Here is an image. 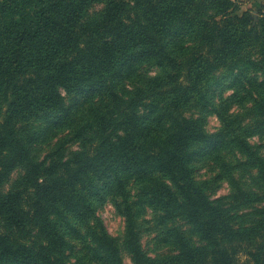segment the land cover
I'll return each mask as SVG.
<instances>
[{
	"label": "trees",
	"instance_id": "1",
	"mask_svg": "<svg viewBox=\"0 0 264 264\" xmlns=\"http://www.w3.org/2000/svg\"><path fill=\"white\" fill-rule=\"evenodd\" d=\"M134 1L136 8L140 10H145L143 9L145 6H141L146 1L149 2L151 16L149 22L145 23L144 31L137 33L132 39L131 47L136 48L138 52L131 55L134 62L132 65L129 63L125 73L135 72L144 59H153L160 64L173 62V55L167 42L171 36L179 38L183 35L199 34V37L210 44L211 52L219 34L207 28L206 22L200 20L204 15L202 0H192L193 3L184 0ZM235 1L239 0H220V4L233 7V11L224 19L228 27L223 28L214 20L216 29L222 31L227 46L217 50L213 61L205 68L208 73L229 61L236 63L241 57L245 58L243 53L246 45L250 47L254 44L257 45L258 57L254 60L247 59L248 63L264 71V3L262 12L254 17L245 12L235 13L237 10ZM99 3L105 4L104 13L117 14L119 7L124 5V0H0V60H4V66H0V73L9 77L11 76L9 73L18 76L23 64L29 66L32 64L35 67V70H26L22 73L23 77L28 78L22 81L19 91L22 100L27 101L25 112L45 113L52 106L55 108L60 105L57 90L59 85H65L69 89L74 85L85 86L89 91H99L111 97L110 108L106 105L94 110L93 120L87 125L88 129L93 128L99 120L112 117L114 120V115L122 111V107L129 109L128 104L131 101L135 102L145 93L139 89L136 96L126 100L113 90L122 77L123 70L119 67L110 69L109 62L116 60L122 50L110 53L104 60L93 61L90 68L85 64H80L85 67L84 70L75 68L74 59L84 51L76 24L88 15L93 5ZM170 21L174 23L171 28L167 24ZM240 26L243 29H240ZM201 29L206 32H200ZM31 47L36 48L38 52L32 53ZM33 74L35 76H32ZM28 75L31 77H27ZM93 78L99 81L95 82ZM31 79L34 83L30 82ZM14 80L16 83V78ZM22 84L25 86L23 93ZM147 84L154 85L155 82L151 79ZM197 84L193 90L198 89ZM253 101L255 116L252 124L264 127V95ZM166 108L165 106L162 109L160 106L159 110H156L161 118L166 116ZM15 112L14 110L13 114ZM156 116H152L151 119L162 120L158 116L154 118ZM153 123L139 127L141 135L138 136L134 132L133 140L129 135L124 137L118 135L117 140L109 138L96 148H86V143L89 142L87 132L85 129L78 130L76 135L84 141L85 150L77 153L74 159L57 161L50 168L42 162L31 160L29 147L25 143L28 139L20 135L9 119L2 123L0 140L3 149L17 154L23 163L31 164L29 175L32 171L35 183L39 182L40 177L48 176L49 171L59 169L62 171L68 169L72 180L68 189L61 193L60 199L48 197L43 204L38 203L29 210L22 204L21 212L11 207L21 192L3 194L1 179L8 173L7 170L5 174L0 175V264H68L65 262V247L70 242L57 221L72 225L70 215H78L84 219L91 216L94 205L86 192V187L92 180L93 171L98 172L107 168L123 170V174L116 178L115 186L122 191L127 221L124 244L132 255L134 264H264L262 251L264 244H259V250L254 255L244 258L238 251H233L234 248L243 245V240L256 231L246 234L245 230H238L220 206L214 204L203 193L202 187L192 175V169L189 167V146L206 136L202 127L193 119L176 117L173 122L175 130L163 135L159 132L152 133L153 128L155 129ZM128 132L131 133L129 128ZM236 142L239 144L240 153L246 156L247 162L256 170L257 178L264 186V158L252 152L242 136H237ZM226 143H218L209 156H215ZM1 155L3 156V152ZM82 156H87L86 164L70 170V165L75 168ZM0 165L7 167L2 158ZM156 171L168 176L177 186L178 192L157 179L154 175ZM126 173L137 175L134 183L152 177L150 184H145L144 197L160 211L158 220L165 229L164 241L173 247L171 253L153 258L145 251L134 219V203L129 200V192L125 189ZM47 179L54 181L56 177L51 175ZM27 191L28 187L22 190V193ZM29 194L30 192L26 193L27 196ZM247 196L246 188L236 187L230 201L238 203ZM174 211H178L189 221L205 245L202 247L194 245L185 232L175 225L177 213ZM1 212L4 213L3 217ZM255 212L258 213V210ZM262 213L264 215V208ZM9 215L16 217L14 227L2 221ZM30 225L33 229L29 228ZM96 225L93 223L90 233L96 246V255L100 259L99 264H126L117 239L102 224ZM21 228L31 233L33 240L26 242L22 239L19 233Z\"/></svg>",
	"mask_w": 264,
	"mask_h": 264
},
{
	"label": "rangeland",
	"instance_id": "2",
	"mask_svg": "<svg viewBox=\"0 0 264 264\" xmlns=\"http://www.w3.org/2000/svg\"><path fill=\"white\" fill-rule=\"evenodd\" d=\"M184 1L193 3L192 0ZM202 1L204 15L200 20L206 22L207 28L219 34L211 52L210 44L199 37V34L198 36L196 33L183 35L179 38L171 36L167 42L173 55V62L160 64L153 59H144L133 73H125L129 63L132 65L134 62L131 60V55L138 52L136 48L131 47L132 39L137 33L143 32L145 23L149 22L150 3L147 1L143 3L141 7L145 6L143 8L145 10H140L136 8L134 0H124V5L119 7L117 14L104 13V3L93 5L88 15L76 24L84 51L74 59L75 68L84 70L85 67L80 64L88 65L87 68H90L93 61L104 60L110 56V53L122 50L116 60L109 62L110 69L119 67L123 70V75L113 90L126 100L136 96L139 89L144 90L145 93L135 102L131 101L128 104L129 109L122 107V111L114 115V120L113 117L105 118L99 120L93 128L87 129V125L93 120L96 108L106 105L111 107L109 103L111 97L99 91H89L85 86L74 85L69 89L65 85H59L57 90L60 95V105L55 108L52 106L45 113H27L24 111L27 101L22 100V94L19 93L22 81L28 79L23 77L22 73L26 70H35V67L32 64L30 66L23 64L18 76L9 73L11 75L9 77L0 73V137L2 123L9 119L20 135L28 139L25 143L29 147L31 160L42 162L50 168L57 161L74 159L77 153L85 150L84 141L76 135L78 130L85 129L87 132L89 142L86 143V148H96L98 144L104 140L108 141L109 138L117 140L118 135L123 137L129 135L133 140L134 132L138 136L141 135L138 131L139 127L153 122L155 127L152 130L153 134L159 132L168 135L175 130L174 118L193 119L206 133L204 138L189 146V167L192 169L195 181L202 187L203 193L214 204L220 206L238 230L243 229L246 234L256 231L243 240V245L233 249L244 258L254 255L259 250V244H264L262 213L264 186L257 178L256 170L247 162L246 156L240 153L236 137L242 136L252 152L264 158V127L252 124L255 116L253 100L264 95V71L248 63L247 59L254 60L258 57L257 45L254 44L250 47L246 45L243 53L245 58L241 57L236 63L229 61L209 73L206 72L205 68L213 61L217 50L227 46L222 31L216 29V22H219L223 28L228 27L224 19L228 18L227 15L233 11V7L220 4V0ZM263 3L264 0L235 1L237 7L235 13L245 12L257 17L262 12ZM167 24L170 28L174 26L171 21ZM251 28L252 26L249 29ZM240 29L243 27L240 26ZM200 32L206 31L201 29ZM31 50L32 53L38 52L34 47H31ZM0 66H4V60H0ZM151 79L155 82L154 85L147 84ZM92 80L99 81L96 78ZM30 82L34 83L32 79ZM195 84L198 85V89L193 90ZM24 89L25 86L22 84V93ZM160 106L162 109L167 107L166 116L162 118L156 112ZM14 110L15 114H13ZM156 114L162 120H152L151 117ZM128 128L131 133L128 132ZM221 142L227 143L215 156H209L211 150ZM91 154L90 151L89 155ZM1 158L7 167L0 165V175L5 174V170L8 172L1 179V191L3 194L21 192L18 200L11 206L21 212L22 204L29 210L38 203L43 204L48 197L60 199L61 193L68 189L72 180L66 168L65 171L59 169L47 173L49 177L51 175L56 177L54 181H50L45 175L35 183L32 171L29 175L31 164L23 163L17 154L3 149L0 140V160ZM86 160L87 156H82L75 168L70 165V170L85 165ZM122 171L117 168L93 171L86 192L93 202L94 212L85 219L78 215H70L72 225L57 221L70 242L65 247L66 263H100L90 233L94 223V225L102 224L117 239L125 263L134 264L132 255L124 244L127 221L122 191L115 186L116 178L123 174ZM154 175L176 193L178 192L177 186L168 176L159 171ZM135 176L134 173H126L125 189L129 192V200L134 203L133 214L141 243L150 256L158 258L171 253L173 247L164 241L165 229L158 220L159 209L144 197L145 184L151 182L152 177L134 183L137 178ZM27 187L26 193L30 192L28 196L22 193ZM236 187L246 188L248 196L241 202L232 203L231 194L236 191ZM257 210L258 213L255 212ZM174 212L177 213L175 225L185 232L194 245L199 247L205 245L204 240L189 221L178 211ZM1 214L3 217L4 213ZM2 221L14 227L16 217L9 215ZM29 228L33 229L31 225ZM19 233L26 242L33 240V235L27 233L26 229L21 228ZM262 251L264 254V250Z\"/></svg>",
	"mask_w": 264,
	"mask_h": 264
}]
</instances>
